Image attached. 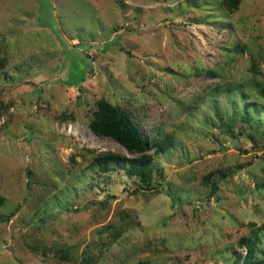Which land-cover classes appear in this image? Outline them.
Listing matches in <instances>:
<instances>
[{"label": "rangeland", "instance_id": "rangeland-1", "mask_svg": "<svg viewBox=\"0 0 264 264\" xmlns=\"http://www.w3.org/2000/svg\"><path fill=\"white\" fill-rule=\"evenodd\" d=\"M101 98L173 142L150 184ZM0 199V264L264 259V0H0Z\"/></svg>", "mask_w": 264, "mask_h": 264}, {"label": "trees", "instance_id": "trees-1", "mask_svg": "<svg viewBox=\"0 0 264 264\" xmlns=\"http://www.w3.org/2000/svg\"><path fill=\"white\" fill-rule=\"evenodd\" d=\"M239 98L245 101L242 94H239ZM243 120L250 124L254 120L249 105L244 106ZM234 121L232 119L229 122ZM228 126L230 127V123ZM89 127L97 135L113 138L126 148L130 154H142V156L135 158L114 153L98 155L93 159L95 166L101 167L103 171H110L115 169L117 164L123 167L129 175L137 176L148 184L152 182L154 177V165L151 157H145L144 154L152 149H157L156 152L158 153L164 152L173 145V142L169 138L151 141L129 110L119 104H113L105 98L98 100ZM259 241L260 239L257 236L242 237L239 245L246 247L247 251L244 257L238 253V259L242 258L240 264H264V259L258 256ZM137 264H150V261L141 260Z\"/></svg>", "mask_w": 264, "mask_h": 264}]
</instances>
